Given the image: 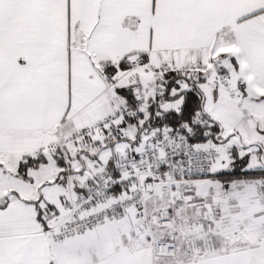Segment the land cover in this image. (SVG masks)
Returning <instances> with one entry per match:
<instances>
[{"label": "snow or ice", "instance_id": "6c2138e0", "mask_svg": "<svg viewBox=\"0 0 264 264\" xmlns=\"http://www.w3.org/2000/svg\"><path fill=\"white\" fill-rule=\"evenodd\" d=\"M0 264H264V0H0Z\"/></svg>", "mask_w": 264, "mask_h": 264}]
</instances>
